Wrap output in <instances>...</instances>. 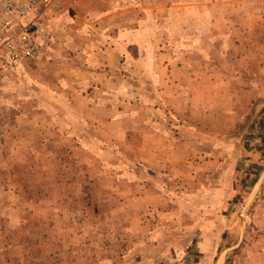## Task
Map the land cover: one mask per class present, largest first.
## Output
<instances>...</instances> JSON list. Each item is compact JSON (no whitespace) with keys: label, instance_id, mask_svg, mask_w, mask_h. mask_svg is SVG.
<instances>
[{"label":"rangeland","instance_id":"1","mask_svg":"<svg viewBox=\"0 0 264 264\" xmlns=\"http://www.w3.org/2000/svg\"><path fill=\"white\" fill-rule=\"evenodd\" d=\"M39 40L0 71V264H264V0H66Z\"/></svg>","mask_w":264,"mask_h":264},{"label":"built area","instance_id":"2","mask_svg":"<svg viewBox=\"0 0 264 264\" xmlns=\"http://www.w3.org/2000/svg\"><path fill=\"white\" fill-rule=\"evenodd\" d=\"M65 1L0 0V71L41 54L39 32L43 20Z\"/></svg>","mask_w":264,"mask_h":264}]
</instances>
